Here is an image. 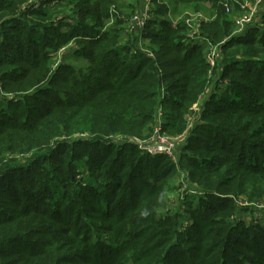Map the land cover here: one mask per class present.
<instances>
[{
    "label": "trees",
    "instance_id": "trees-1",
    "mask_svg": "<svg viewBox=\"0 0 264 264\" xmlns=\"http://www.w3.org/2000/svg\"><path fill=\"white\" fill-rule=\"evenodd\" d=\"M24 1L0 0V91L21 93L0 109V264H264V229L249 237L237 221L264 206V12L261 26L232 37L223 0H170L174 11L214 10L203 32L212 43L227 38L222 50L241 47L229 59L221 51L204 124L184 144L191 157L180 164L202 194L179 232L178 212H164L172 162L144 171L157 159L112 138L151 130L161 83L164 131L183 132L182 116L206 85L201 46L156 17L142 33L155 47L150 58L122 43L118 21L106 28L118 0H35L15 14ZM153 2L156 16L167 13L170 4ZM67 4L79 6L69 29L90 31L75 32L79 45L68 49L85 64L51 71L48 46L70 38L26 17ZM227 83L231 105L215 91Z\"/></svg>",
    "mask_w": 264,
    "mask_h": 264
},
{
    "label": "rangeland",
    "instance_id": "rangeland-1",
    "mask_svg": "<svg viewBox=\"0 0 264 264\" xmlns=\"http://www.w3.org/2000/svg\"><path fill=\"white\" fill-rule=\"evenodd\" d=\"M33 1L35 0H25L23 2V4L20 6L17 7V10L15 12V14L19 13L22 11V9L24 8V6H26L27 4H30V3H33ZM133 1V0H132ZM131 0H118L116 1L115 4H113L111 6V8H113L116 12H118L120 15H125L126 17L132 12V8H131ZM158 3H168L170 4L169 6L171 8H173V5L170 3V0H157ZM248 1H251V0H236V2L239 4V7H236L235 10H234V13L235 14H243L245 13V11L247 10V6H246V3L245 2H248ZM52 5H55V4H52ZM172 5V6H171ZM55 7V6H53ZM71 7V8H70ZM155 4H154V8H155ZM44 9L43 12H45V14H41L39 15L41 12H37L31 16H28L26 17V20L29 21V22H34L36 23L37 25H53L54 26V30L52 32L49 33L50 36H53L54 33L58 32L59 29H61L64 33H66V35H68V37L70 38L66 44H63L61 46H59L55 51L54 49L52 48L51 49V46H48V50H50V54L52 56V59L50 61V65L48 67L51 68V71H54L55 70V67H56V64L59 63V62H67V63H70L73 67H82L85 63H83V61L81 60H73L71 59L69 56L70 53H68V49L69 48H72V47H76L79 45V43H77L78 39L79 38H76V37H73L75 36V32H78V34L80 36L84 35V33H90V31L88 30H85V29H78L75 31V29L72 31L71 28L69 29L68 25L69 24H72L73 22V17L74 18H77L75 15V13H73V9H78V7H74L73 5H58L56 6L55 8H49L48 6H43L42 7ZM243 8V9H241ZM246 9V10H245ZM112 11V10H111ZM110 11V13H111ZM169 11V9H168ZM167 11V12H168ZM194 13V12H200V13H203L205 15V17L209 18V22L210 23L211 21H213V17L215 16V11L214 10H211V9H204L203 6H201L198 11H196V9L193 8V6H187V5H183V6H180L178 11H175V13L177 14H180V13ZM264 12V0L262 1V4L260 5L259 7V11L257 12V15L258 17L256 18V23L257 24H261V18H262V13ZM165 15V14H164ZM169 15L172 16L173 15V12H169ZM115 18H111L108 20V24L106 26L107 29H109V27H112V25H114L116 22L115 21H118L119 24H118V27H125V22H122V20H119L118 18H116V16H114ZM226 19L228 21H230V25L231 26H228V28L233 32L235 31V25H234V21L232 20L233 19V16L231 13L227 15H225ZM8 19H11L8 18ZM114 22V23H113ZM81 23H84V24H88V26H90V22L88 21H81ZM207 24V23H205ZM262 25V24H261ZM52 26V27H53ZM37 33L39 35V31L37 30ZM209 34H211L209 32ZM72 37V38H71ZM122 39H125L124 38V34L120 36ZM225 40H227V38H223V39H216L215 38V42L214 44H221L223 43ZM211 42V41H210ZM41 43V42H39ZM77 43V45H76ZM131 43L130 41H128L127 44ZM212 43V42H211ZM140 47H143L147 50H151L153 51V49H155V47L151 44L150 40H146V39H143L141 42H140ZM185 44H187L185 42ZM223 45H225V43L222 44V47ZM202 49V54H203V58H204V55H205V52L207 51L208 47L206 46H202L201 47ZM236 50H241V47H235L233 50L232 49H225V50H222L221 48V51L222 53L229 59L232 55H233V52L232 51H236ZM131 51H130V55H131ZM241 53V52H239ZM63 54H66L65 58H62L61 56ZM154 55V54H153ZM242 53L238 55V58H242ZM205 62V60H204ZM224 67V65H223ZM253 69H255V67H253ZM161 71V70H160ZM222 68L220 69V73L222 72ZM205 78H206V85L204 87V89L202 90V92L197 96V99L194 101V103L191 105V107L194 105V109L192 110V108L190 107L189 108V111L185 114H183L182 116V119L183 121L185 122V129L183 130V132L181 133H174L172 132L171 129H168L167 131L165 130L164 133L172 138L176 137V136H179L181 134H183L184 132H187V127H188V124L191 123V122H195L196 125L198 124H204L203 120H202V113L204 111L203 109V105L204 103L206 102V100L209 99V97L207 96V92H212L213 90V86H212V79L211 77H214V73H211V69L207 66V71H206V74H205ZM226 81V80H225ZM228 82V81H227ZM228 83L226 85H220V87L216 88V92L217 93H220L221 95H224L226 97H230L228 96L227 92H225L228 88ZM61 87H63V84H61ZM161 87H164V84L161 83ZM207 88L206 91H204L205 89ZM211 88V89H210ZM214 91V90H213ZM28 92H31V91H28ZM238 92L241 94L242 98H244V93L243 92H240L238 90ZM17 95H21V93H8V92H4V91H0V109H5L7 108V104L9 100H14V97H16ZM23 95V94H22ZM231 98V97H230ZM157 99L159 100V95L157 97ZM217 101L218 103H220L218 100H215ZM230 102V105L233 104L234 100L231 98L229 100ZM165 110V119L163 120L164 122V125H165V122L168 121L167 120V110ZM164 112V111H163ZM171 113H174V112H171ZM209 121V120H208ZM153 122H154V119H153ZM195 127H198V126H194L193 128ZM192 128V129H193ZM188 130L189 132L187 133V135H189V133L191 132V130ZM140 136H136L138 138H144L145 136L148 135V133H141L139 134ZM123 137H128V136H124L122 135ZM188 137V136H187ZM87 138H92L90 135L87 137ZM91 147L90 145H87L85 144L83 146V148H89ZM184 148L182 147L181 148V151L178 152L175 156V159L177 161V164H173L174 165V168L175 169V172H173V177L171 178V181L169 182V185H168V188H169V191H170V194L169 196L167 197V200H168V203L166 205V207L164 208V212H166V209L170 207H172L173 209V213H180L177 217V222H178V231L179 232H183V231H187V227H189V224L192 222V219L191 217L193 216V214L196 213V209H198L200 206H199V200L197 199L198 197L196 195H190V194H186V191L187 190H184L183 187L185 186H188L189 188H193L195 189V185H193V183L187 179V173H188V170L184 167L181 166L180 163H182L183 165H185L186 163H188V157H191V154L190 152H186L183 150ZM184 152V153H183ZM17 156V155H16ZM15 156V157H16ZM150 157L154 158V159H157V161L155 162H152L150 164H144V171H147L148 169L150 168H153V164L154 163H157L159 165L155 166V170H157L158 172L160 171V167L159 166H163L165 165L168 161H171L167 156H164V155H155V156H151L149 155ZM17 158H21V155H18ZM166 158V159H165ZM179 162V163H178ZM169 163V162H168ZM78 165L80 167V169L84 170V165H83V160H81L80 162H78ZM167 166V165H166ZM84 178L86 179V183H89V177L88 175H84ZM213 201V200H211ZM203 209V208H202ZM246 209H249V208H246ZM238 220L237 221H240L241 223V227H243L242 229H246L249 231V237H252L253 236V233L255 230H257L255 227H257L256 225H258L260 227V231L264 229V206H259L257 209L254 207V205H251V208L250 210H242L238 213ZM261 235L264 237V233H261ZM249 239V238H248ZM246 240L247 243H249V240ZM246 253V252H245ZM248 254V253H247Z\"/></svg>",
    "mask_w": 264,
    "mask_h": 264
},
{
    "label": "built area",
    "instance_id": "built-area-1",
    "mask_svg": "<svg viewBox=\"0 0 264 264\" xmlns=\"http://www.w3.org/2000/svg\"><path fill=\"white\" fill-rule=\"evenodd\" d=\"M132 1V0H131ZM263 0H251L246 3L247 10L243 14H235L234 10L236 7H239V4L236 0H223L220 4L223 7L225 15L228 16L229 13L233 16V21L235 25V31L232 32L231 36L242 37L247 34L249 30L254 28L256 25L261 26V24L256 23V18L258 17L257 12L259 11V7L262 4ZM132 12L126 17L125 15H120L118 12L112 9L111 18H118L125 22V27H121L122 35L124 34V38L122 39V43L127 45L128 41L133 42L135 50L141 51L146 54L150 58H154L153 52L151 50H147L143 47H140V42L143 38V31L150 23L153 18L158 17L159 20H167L171 24L172 27H176L178 24L183 26L182 35L183 41L187 44L198 45V46H206L208 47L207 51L204 55V60L206 65L211 69V73H214V77L211 79H215L217 74V66L220 59L221 46L227 40H225L221 44L211 43L207 34L203 32L202 26L205 23L209 22V18L205 17L203 13L194 12V13H175L174 9L169 7V11L162 16H156L154 14V2L153 0H133L131 2ZM243 9V8H241ZM173 12V15L170 16L169 12ZM147 40V39H146ZM129 43V44H131ZM213 83V82H212ZM166 93V89L164 87L160 88L159 91V103L156 107V111L154 114V123L152 125L151 130L148 132V135L144 138H138L136 136H128L123 137L121 135L114 136L112 139L115 141L116 146L121 147L124 144L132 145L137 147L139 151L145 153L147 155L155 156V155H164L167 156L171 162L175 165L177 161L175 156L178 152L181 151V148L184 147V144L187 139L188 130L192 129L196 126V121L188 124L187 132L176 136L174 138L166 135L164 133V122L165 119V108L162 104L164 95ZM192 110L195 108L194 105L191 107ZM164 111V112H163ZM179 163V162H178ZM195 188V187H194ZM186 191V194L190 195H200L201 192H198L196 189H191L188 186L183 187ZM167 210H173L172 207L167 208Z\"/></svg>",
    "mask_w": 264,
    "mask_h": 264
},
{
    "label": "crops",
    "instance_id": "crops-1",
    "mask_svg": "<svg viewBox=\"0 0 264 264\" xmlns=\"http://www.w3.org/2000/svg\"><path fill=\"white\" fill-rule=\"evenodd\" d=\"M214 18V17H213Z\"/></svg>",
    "mask_w": 264,
    "mask_h": 264
}]
</instances>
